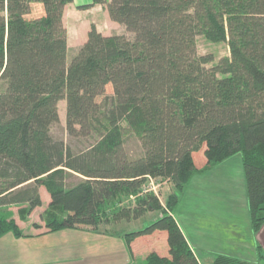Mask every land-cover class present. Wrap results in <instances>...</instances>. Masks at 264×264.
<instances>
[{
	"label": "trees",
	"instance_id": "obj_1",
	"mask_svg": "<svg viewBox=\"0 0 264 264\" xmlns=\"http://www.w3.org/2000/svg\"><path fill=\"white\" fill-rule=\"evenodd\" d=\"M72 1L0 0V237L23 236L4 208L21 205L26 219L42 205L43 187L50 201L40 219L51 232L97 230L155 212L119 234L128 246L166 233L168 255L152 251L142 264H201L172 212L194 174L237 153L257 232L264 223V0H91L79 8L103 5L126 33L104 35L91 25L67 61L62 18ZM33 4L41 13L29 16ZM200 36L226 43L229 55L216 63L198 56ZM60 101L68 135L93 139L85 150L51 134ZM127 133L145 147L141 155L126 152ZM200 149L205 163L197 168ZM72 175L79 179L69 182ZM149 178L173 186L165 204L143 191ZM210 264L254 263L217 255Z\"/></svg>",
	"mask_w": 264,
	"mask_h": 264
},
{
	"label": "rangeland",
	"instance_id": "obj_2",
	"mask_svg": "<svg viewBox=\"0 0 264 264\" xmlns=\"http://www.w3.org/2000/svg\"><path fill=\"white\" fill-rule=\"evenodd\" d=\"M205 54H211L213 57L212 63H216L220 57L228 56L229 51L226 43H211L200 36L197 38V55ZM66 57L67 61H69L71 58V50ZM209 65L211 64H207V66ZM105 94H112L109 86L106 87ZM101 100L102 96L97 98L98 102ZM57 111L59 120L51 126V134L55 138L62 139L74 151H81L88 148L93 143L91 137H71L68 135L65 129L64 101H60L57 104ZM124 148L131 157L139 156L145 151V147L141 145L138 138L132 133L124 135ZM193 158L197 168H200L205 163L203 149L197 151L193 155ZM242 177L244 178L242 161L240 155L237 153L206 172L194 174L188 181L183 192L179 195L178 205L172 213L185 230L202 264H209L215 256L224 255L219 254L217 251L230 252V255H226L228 257H235L254 264H264V260L259 258L258 249L257 253H255V247L250 248L254 236L248 229L250 218L248 214L245 182H243L244 179L242 181ZM78 179L79 175H72L69 178V182H75ZM143 191L155 193L163 204H165L169 194L175 192L169 181L161 180L160 178H149L148 184L144 187ZM243 191L245 192L244 198L242 197ZM40 194L43 200L42 206L39 209L35 208V211L29 217L27 216L26 219H22L18 213L21 205L5 207L4 214L8 218L14 219L15 222L16 219L20 221L21 227L19 226V228H23L24 230L28 226L24 221L37 220L42 222L40 213H43L47 209L48 202L46 201L49 196L43 187L40 188ZM155 214V212L149 214L144 219L142 218L140 222H134L132 225L126 222H118L115 224L116 226L100 225L97 230H90L84 233L77 232L73 235V238L76 237L74 239L79 240L86 239L98 244L105 243V238L102 239L104 234L111 236L115 234L121 235L122 233L136 230L155 218ZM42 226H44L43 222ZM250 227L252 228V225ZM91 231L95 232L93 233ZM63 232L59 231L60 234L62 233L64 235L65 232ZM116 242L117 239L110 241L111 244ZM148 242L153 244L151 248ZM148 242L147 239H143L139 245L145 249L143 256H146L152 251H156L160 255H168L166 241L163 245V241L158 235ZM231 244H240L239 246L241 247L244 245L243 248L248 249L244 251L236 250V245H232L231 247ZM252 254L256 257H253Z\"/></svg>",
	"mask_w": 264,
	"mask_h": 264
},
{
	"label": "crops",
	"instance_id": "obj_3",
	"mask_svg": "<svg viewBox=\"0 0 264 264\" xmlns=\"http://www.w3.org/2000/svg\"><path fill=\"white\" fill-rule=\"evenodd\" d=\"M87 4H91V0H73L65 6L63 12L62 21L67 32V54L71 50V57L85 42L87 31L91 25H94L95 28L104 35L126 33L122 25L110 20L107 10L103 5L92 4L86 8H79L80 6ZM40 13V4H33L32 12L29 16H36ZM195 153H193V155ZM243 179L244 178L242 177V181ZM242 194V197L244 198L245 192L243 191ZM49 201L50 200L48 198L46 202L49 203ZM40 207H37L36 209H39ZM34 211L35 210H33L30 214ZM41 214L42 213H40V215ZM134 222L137 221L129 222L128 224L132 225ZM177 222L188 245L194 251L197 259L202 264V261L199 259L196 249L190 243L185 230L178 220ZM16 223L21 227V223L20 221H17V219ZM24 223L28 226L26 230L22 228L24 232L23 236L15 237L12 234H6L0 237V264H142V260L145 257V255L143 256L145 253L143 251L145 249L139 245L143 239H147L148 242L158 235L161 237L163 245L166 241V233L164 231H157L150 235L137 237L128 246L119 234L112 236L104 234L102 239L105 238V243L102 242L98 244L90 242L86 239L79 240L74 239L76 237L73 238V235L77 232L84 233L87 232V230H59L65 232L63 235L62 233L60 234L59 231H49L42 226V222L37 220L28 222L24 221ZM250 226L249 222L248 229L254 236L252 239L253 243L250 248L255 247V253H257L258 249L259 253L263 257L262 259H264V223L257 232H254ZM91 232L94 233L95 231ZM114 239H117V242L111 244L110 241ZM149 244L151 245V248L153 244L148 242V245ZM232 245H236V250L244 251L248 249L243 248L244 245L241 247L239 246L240 244H231V247ZM217 252L219 254L230 255V252L227 251Z\"/></svg>",
	"mask_w": 264,
	"mask_h": 264
}]
</instances>
